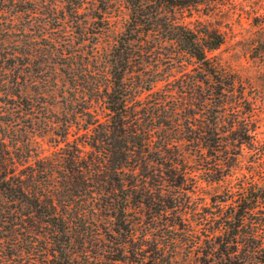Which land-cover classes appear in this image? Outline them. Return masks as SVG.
<instances>
[{
	"label": "rangeland",
	"instance_id": "obj_1",
	"mask_svg": "<svg viewBox=\"0 0 264 264\" xmlns=\"http://www.w3.org/2000/svg\"><path fill=\"white\" fill-rule=\"evenodd\" d=\"M101 5L0 2V145L16 159L25 189L51 186L59 209L86 213L75 231L79 238L89 231L74 244L80 264H264L262 203L240 226L236 257H220L218 242L232 228L242 189L264 194V0H208L187 14L224 32L211 52L217 75L166 49L144 61V71L126 72L128 82L136 73L156 82L130 98L129 125L147 138L131 142L118 169L107 167L109 146L95 131L108 111L103 86L95 87L109 74L130 8L126 0ZM86 111L96 114L91 124ZM213 118L218 146L202 137ZM28 219L0 224V264H54L43 222ZM251 227L260 234L251 236Z\"/></svg>",
	"mask_w": 264,
	"mask_h": 264
},
{
	"label": "trees",
	"instance_id": "obj_2",
	"mask_svg": "<svg viewBox=\"0 0 264 264\" xmlns=\"http://www.w3.org/2000/svg\"><path fill=\"white\" fill-rule=\"evenodd\" d=\"M70 1L75 5L74 7H79L80 2H83V0H79L77 3L76 0ZM98 1L102 4V9L106 8L109 2V0ZM126 1L130 8V15L125 31L120 36L118 45L111 52L109 74L104 75L105 79H99L98 85L95 87L99 91L103 86L102 93L105 95L108 109L105 123H100L95 131L98 132L101 129L99 131L100 139L106 140L105 142L108 143L109 147H106L105 151L108 159L107 167L112 169L122 168L128 161L131 142L134 143L133 146L137 147L145 144L144 139L147 137L144 130L137 126L131 128V124L129 125L130 115L136 114L130 112L129 102L130 98L133 99V95L139 91V87L150 89L156 82V79L142 78L138 73L134 76L135 80L128 82L126 72L144 71L143 62H150V59L155 61L159 56L156 53L166 49L174 52L173 56L170 55L171 59H177L180 62L194 60L198 63L197 67L201 68L203 74L217 75L219 65L213 59L211 52L220 47L225 40L224 32L221 29L208 23L195 24L192 20H186L187 14H191L193 6L208 0ZM86 114H88L87 122L91 124V120L96 114L91 111H86ZM217 123V118L210 119L206 124L207 128L203 131L207 135L202 137L209 146H218L220 137L214 134ZM131 133L132 136H129ZM191 137H200V135H191ZM15 163L16 159L9 155L5 143L2 141V145H0L1 226L8 227L22 223L24 219L28 221V216L39 218L44 224L45 231L49 233L43 239L47 241L45 247L50 245L54 264H80V261L73 257V248L77 242L83 244L84 238L89 234V231L85 229L87 227H84L80 238L75 233L77 225H80L83 220L86 221V213H81L80 217H72L67 215V209H59L55 201L57 190L51 186L41 184L39 189L36 187L25 189L24 179L16 172ZM4 200L5 205H2ZM8 202H12L14 206H9ZM235 202L237 203L231 205L234 208L237 207L233 215L235 220L230 226L232 228L226 229L219 235L222 239H218V242H221L219 256H225L226 259L237 256L238 245L243 237L240 226L244 224L245 219L256 206H259L260 203L264 204V194L255 193L254 195L250 187H245ZM63 204L64 206L68 205L66 202ZM16 220L20 221L16 222ZM88 222H93V219ZM120 224L123 225L124 221H121ZM82 225L84 226V223ZM124 226L130 234V240L133 239L132 229L127 225ZM260 228L259 222V230ZM258 234H260L258 229L251 227L250 235L256 237ZM35 238L38 240L37 236ZM31 243L34 244V240H30ZM120 250L126 252L123 248ZM141 251L140 247L134 246L131 249L133 256L140 258V261H142ZM89 264L91 263L89 262Z\"/></svg>",
	"mask_w": 264,
	"mask_h": 264
}]
</instances>
